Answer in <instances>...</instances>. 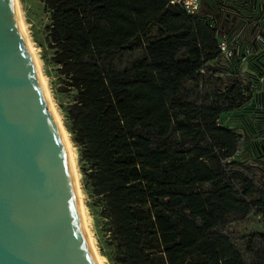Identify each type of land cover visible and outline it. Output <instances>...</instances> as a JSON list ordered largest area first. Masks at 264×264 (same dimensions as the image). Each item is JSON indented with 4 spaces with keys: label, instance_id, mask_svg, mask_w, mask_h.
Wrapping results in <instances>:
<instances>
[{
    "label": "trees",
    "instance_id": "trees-1",
    "mask_svg": "<svg viewBox=\"0 0 264 264\" xmlns=\"http://www.w3.org/2000/svg\"><path fill=\"white\" fill-rule=\"evenodd\" d=\"M63 127L109 264H264V182L231 128L251 96L200 9L41 0Z\"/></svg>",
    "mask_w": 264,
    "mask_h": 264
},
{
    "label": "water",
    "instance_id": "water-1",
    "mask_svg": "<svg viewBox=\"0 0 264 264\" xmlns=\"http://www.w3.org/2000/svg\"><path fill=\"white\" fill-rule=\"evenodd\" d=\"M0 264H97L13 0H0Z\"/></svg>",
    "mask_w": 264,
    "mask_h": 264
},
{
    "label": "flooded vegetation",
    "instance_id": "flooded-vegetation-1",
    "mask_svg": "<svg viewBox=\"0 0 264 264\" xmlns=\"http://www.w3.org/2000/svg\"><path fill=\"white\" fill-rule=\"evenodd\" d=\"M200 5L219 38L227 41L231 54L226 58L251 96L230 126L244 139L243 161L264 182V7L256 0H200Z\"/></svg>",
    "mask_w": 264,
    "mask_h": 264
},
{
    "label": "rangeland",
    "instance_id": "rangeland-1",
    "mask_svg": "<svg viewBox=\"0 0 264 264\" xmlns=\"http://www.w3.org/2000/svg\"><path fill=\"white\" fill-rule=\"evenodd\" d=\"M17 3L23 28L29 42V47L31 48V51L38 64L39 78L42 79L40 81L43 82L46 91H48L47 94L51 107L62 124L59 104L68 103L72 98V94L64 95L58 92L59 81L57 79L55 68L48 62L47 59L50 53L45 52L43 47H40L41 45L44 46V28L49 22L48 13L45 12L41 0H17ZM71 147L76 160V148L72 144ZM75 163L77 167V162L75 161ZM77 171L79 174V184L81 188V175L78 167ZM81 193L87 221V228L89 230L90 237L92 238L93 245L95 246L97 254L99 255L103 264H109L106 259L100 255L98 248L99 240H102V237L104 236L103 229L101 227L103 220L98 216V211L88 208V205L91 203V201L83 194L82 190Z\"/></svg>",
    "mask_w": 264,
    "mask_h": 264
},
{
    "label": "bare ground",
    "instance_id": "bare-ground-1",
    "mask_svg": "<svg viewBox=\"0 0 264 264\" xmlns=\"http://www.w3.org/2000/svg\"><path fill=\"white\" fill-rule=\"evenodd\" d=\"M13 1L15 3L16 12H17V16H18V20H19L20 26H21L22 31H23V34L25 36L26 43H27V45L29 47V42H28L27 36H26L25 31H24V28H23V24H22V21H21V16H20V13H19V7H18L17 0H13ZM29 49L31 51V48L30 47H29ZM31 54H32V57H33V60L35 62V65H36V68H37V71H38V75H39L38 64H37V61H36V59H35L32 51H31ZM40 80H42V79H40ZM41 84L43 85L42 87H43V89L45 91L48 104L51 107V104L49 102V97H48V94H47L48 91H46L43 82H41ZM51 110H52V112L54 114V117H55V119L57 121V124H58V126L60 128L62 137L64 139V142H65V145H66L68 154H69V158H70V162H71V168H72V172H73V176H74V180H75V184H76V189H77V193H78V199H79L80 211H81V218H82L83 226L85 228V233H86L88 242H89L90 247L92 249V252H93V254L95 256V259H96L97 264H103L102 260L100 259L99 255L97 254V251L95 249V246L93 245L92 238L90 237L89 230L87 228V221H86L85 211H84L83 202H82V193H81V190H80L81 188H80V184H79V174H78V171H77V167H76V163H75L76 160H75L74 155H73V152H72L71 144H70V142L68 140V136H67V133H66L64 127L62 126L61 122L59 121V119L56 116L55 112L53 111L52 107H51Z\"/></svg>",
    "mask_w": 264,
    "mask_h": 264
},
{
    "label": "built area",
    "instance_id": "built-area-1",
    "mask_svg": "<svg viewBox=\"0 0 264 264\" xmlns=\"http://www.w3.org/2000/svg\"><path fill=\"white\" fill-rule=\"evenodd\" d=\"M169 4L179 7L188 15H194L201 9L200 0H169ZM218 48L223 56H230L231 52L224 38H219Z\"/></svg>",
    "mask_w": 264,
    "mask_h": 264
}]
</instances>
